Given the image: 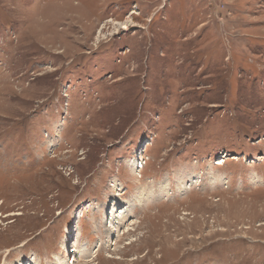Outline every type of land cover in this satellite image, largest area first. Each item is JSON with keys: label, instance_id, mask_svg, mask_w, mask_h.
Instances as JSON below:
<instances>
[{"label": "rangeland", "instance_id": "obj_1", "mask_svg": "<svg viewBox=\"0 0 264 264\" xmlns=\"http://www.w3.org/2000/svg\"><path fill=\"white\" fill-rule=\"evenodd\" d=\"M66 262L264 264V0H0V264Z\"/></svg>", "mask_w": 264, "mask_h": 264}, {"label": "bare ground", "instance_id": "obj_2", "mask_svg": "<svg viewBox=\"0 0 264 264\" xmlns=\"http://www.w3.org/2000/svg\"><path fill=\"white\" fill-rule=\"evenodd\" d=\"M221 160H222V162L220 161V162H218L217 164L220 165V164H222V163L225 162V161H223V158H222ZM137 163H138L137 166L139 165L138 167H141V168L143 167V166H141V164H140L141 162L137 161ZM131 165H132V166L134 165V168H133V171H134V172H133V171H131V172L135 174L139 168H138V169L135 168V167H137L135 161H134V164L132 163V164H130V166H131ZM138 172H140V169L138 170ZM146 193H147V192H146ZM146 193L143 194V197L145 198V200H147L146 198L149 197V194H146ZM128 209H129V206H128ZM128 209H127V210H124L123 212L120 211L119 214H116V215L112 216V219H113V220H117V219H120V220H121V218H123L124 214H125L126 212H128ZM130 220H131V218L128 219V221H130ZM131 224H134V222H131ZM128 226H129V225H124V226H122L121 228L124 227V228H125L124 230L127 229V230L125 231V232L127 233V232H129V230H130V229L128 230ZM132 226H134V225H132ZM126 227H127V228H126ZM129 228H130V227H129ZM119 229H120V228H118V229L116 228L117 231H119ZM108 230H109V229H108ZM121 234L124 235V231H122ZM76 237H77V236H76ZM76 242H77V241H76ZM77 245H78V243H77ZM76 249H77V248H76ZM114 250H116V248H114ZM72 251H76L75 248H74V250H72ZM74 258H75V260L77 259V257H74ZM56 262H57V261H56ZM66 263H67V262H66ZM22 264H23V263H22ZM56 264H57V263H56ZM58 264H59V263H58ZM67 264H68V263H67Z\"/></svg>", "mask_w": 264, "mask_h": 264}]
</instances>
